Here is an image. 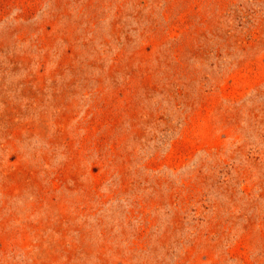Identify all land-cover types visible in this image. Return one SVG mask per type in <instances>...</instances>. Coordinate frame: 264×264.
<instances>
[{
	"label": "rangeland",
	"instance_id": "374dc122",
	"mask_svg": "<svg viewBox=\"0 0 264 264\" xmlns=\"http://www.w3.org/2000/svg\"><path fill=\"white\" fill-rule=\"evenodd\" d=\"M0 264H264V0H0Z\"/></svg>",
	"mask_w": 264,
	"mask_h": 264
}]
</instances>
